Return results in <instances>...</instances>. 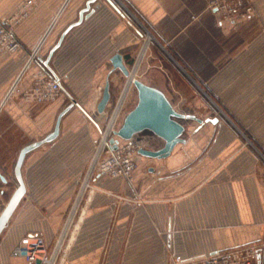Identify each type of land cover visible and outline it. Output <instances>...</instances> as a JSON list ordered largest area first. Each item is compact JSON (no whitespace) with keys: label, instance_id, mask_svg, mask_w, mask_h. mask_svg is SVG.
Returning a JSON list of instances; mask_svg holds the SVG:
<instances>
[{"label":"crops","instance_id":"obj_1","mask_svg":"<svg viewBox=\"0 0 264 264\" xmlns=\"http://www.w3.org/2000/svg\"><path fill=\"white\" fill-rule=\"evenodd\" d=\"M25 1L0 0V20L16 15ZM208 2L36 0L13 25L20 48L0 52V109L17 79L13 93L25 94L38 78H58L61 95L55 100L10 107L29 144L52 132L58 115L71 108L60 118L58 135L24 157L25 194L0 234V264H34L12 253L30 233L44 238L47 254L56 253L55 264H165L170 253L196 257L260 244L264 0H250V16L236 21L221 20ZM67 29L48 70L39 58ZM159 45L190 78L180 68L185 78L164 72ZM115 54L132 77L162 91L176 111L202 120H181L184 140L167 157L138 154L129 180L91 168L102 126L110 130L131 88L129 78L112 67ZM160 63L164 70L157 75ZM147 68L157 82L142 79ZM107 80L113 107L109 102L100 114ZM132 140L145 149L164 145L150 132Z\"/></svg>","mask_w":264,"mask_h":264},{"label":"built area","instance_id":"obj_2","mask_svg":"<svg viewBox=\"0 0 264 264\" xmlns=\"http://www.w3.org/2000/svg\"><path fill=\"white\" fill-rule=\"evenodd\" d=\"M35 1L26 0L16 15L0 20V52L12 53L20 48V42L15 35L13 25L28 16ZM208 8L219 15L221 20L230 21L247 18L252 12V7L245 5L243 0H209ZM48 32L49 29L33 49L26 67L34 60ZM16 83L10 91V95L14 91ZM29 94L27 99H34L36 102L53 101L61 94L60 83L52 77L38 78ZM109 131L107 130L102 136L103 140L105 136L104 143L102 145L100 143L91 168L96 169L100 175L129 180L136 168V156L140 145L131 139L119 141L116 148H113L110 143L105 147ZM12 253L24 257L28 263L55 264L56 253L47 254L44 238L39 233H30L20 238ZM165 264H264V233L258 246L218 250L196 257H184L181 254L170 253Z\"/></svg>","mask_w":264,"mask_h":264},{"label":"water","instance_id":"obj_3","mask_svg":"<svg viewBox=\"0 0 264 264\" xmlns=\"http://www.w3.org/2000/svg\"><path fill=\"white\" fill-rule=\"evenodd\" d=\"M87 6L80 12L79 21L82 18L83 12L87 10ZM67 31L68 29L62 33L58 42L49 51L45 59L39 58V61H41L46 69L50 70V67L48 65L49 60L54 50L60 45ZM110 61L114 69L120 70L124 76L129 78L128 85H133L136 89L137 102L135 106L124 116L123 121L118 129L111 130L114 137L109 139V143L113 145V148H116L119 141H128L138 133L149 131L155 137L163 140L164 145L161 148L154 150L140 147L137 151L138 154L151 159H162L167 157L171 153L173 148L177 144L182 143L184 140L182 135L185 129L183 124L181 123V120L193 119L196 120L199 124H202V120L197 119L193 115H186L176 111L162 91L132 77L130 71L123 65L122 56L120 54H115L110 59ZM177 66L187 75V73L182 69L180 65L177 64ZM54 79L58 80L56 76H54ZM109 100V81L107 80L102 92L101 99L97 105L98 113L102 114L104 112ZM70 108L71 106L67 107L58 115L55 127L52 132L46 135L43 139L29 143L20 149L14 165V176L17 182V186L8 203L0 213V234L4 230L10 216L25 194V187L21 176V166L26 153L31 151L32 149H35L43 143L52 141L58 135L60 118Z\"/></svg>","mask_w":264,"mask_h":264},{"label":"rangeland","instance_id":"obj_4","mask_svg":"<svg viewBox=\"0 0 264 264\" xmlns=\"http://www.w3.org/2000/svg\"><path fill=\"white\" fill-rule=\"evenodd\" d=\"M243 2L245 5H247L249 7L251 6L250 0H243ZM241 19H243V18H239L237 20H241ZM158 50L163 57V58H161V57L160 58H161V62L164 65V69H165L164 72H167L166 70H171V71H174L175 73L177 72L179 75H182L185 78V76L182 74L181 70L177 66V64L181 66L180 61L177 59V57L172 52H169L162 45H159ZM27 62L26 63L24 62V64L26 65ZM22 66H23V64H22ZM181 67H182V69H184L183 66H181ZM162 68L163 67L160 63L159 69H158L159 74H157V75L162 74V70H164ZM146 71L150 72V70L148 68L146 69ZM143 74H145V73H143ZM142 79H144L147 82H151V83L157 82L156 79L152 78L151 72L147 76L144 75V77H142ZM18 80L19 79H17L16 82H19ZM189 84H191V83L189 82ZM33 86L34 85H32V87ZM130 86H131V88L126 93V96L124 97V99L120 105L119 112L117 113L116 117L113 116L111 119V122H112L111 130H117L118 129V127L121 125V123L123 121L124 116L127 114L128 111H130L135 106V104L137 102L136 89L134 88L133 85H130ZM30 90L25 94H18V93L12 92L13 94H11L9 96L8 102H6L2 106V108L0 109V168H4V171L9 174V177H11V169L13 168V166L16 162L19 149L22 146H24L25 144H27V142L30 141V139L29 140H23L24 133H25L23 130V126H18L16 124H14V120H13V116H12L13 108L10 109V107L12 106L13 102H16L17 104H23V101L30 100V99H27L30 96V94H29ZM7 95H8V93L5 95V97ZM3 96H4V94L0 97V102L3 98ZM31 101H34V99L33 100L31 99ZM34 102H36V101H34ZM43 102H49V101H43ZM109 102L111 104L112 101L109 100ZM36 103H40V102H36ZM9 104H10V106H9ZM111 106L113 107V104H111ZM112 107H110L109 109H111ZM105 128H106L105 125L102 126V130L104 132L102 133V135L100 137L98 147L101 143L102 136L106 132ZM142 133H148V131H143ZM38 137H41V136H38ZM112 137H114V135L112 134V131H109V133L107 135L105 147H107L109 145V139ZM136 166H137V159H136ZM2 187H4V186H2ZM12 189H13V187H11L9 189L8 195L10 194ZM6 199H7V197L5 198V200ZM4 202H6V201H4ZM263 233H264V230H263Z\"/></svg>","mask_w":264,"mask_h":264},{"label":"flooded vegetation","instance_id":"obj_5","mask_svg":"<svg viewBox=\"0 0 264 264\" xmlns=\"http://www.w3.org/2000/svg\"><path fill=\"white\" fill-rule=\"evenodd\" d=\"M16 186L17 182L14 176V167L11 169V177H9V174L4 171V168H0V213L8 203L10 197L16 189ZM11 187H13V189L8 195V191ZM6 197L7 199L5 200Z\"/></svg>","mask_w":264,"mask_h":264},{"label":"bare ground","instance_id":"obj_6","mask_svg":"<svg viewBox=\"0 0 264 264\" xmlns=\"http://www.w3.org/2000/svg\"><path fill=\"white\" fill-rule=\"evenodd\" d=\"M132 80V79H131ZM12 87H14V86H12ZM12 87L10 88V90H9V92H8V95L5 97V100L3 101V104L6 102V100H7V98L10 96V91H11V89H12ZM127 89H128V87H127ZM127 89H126V91H125V94H126V92H127ZM112 125V124H111ZM111 128V127H110ZM109 128V129H110ZM104 140H105V136H104ZM104 140L102 139V142H101V145L104 143Z\"/></svg>","mask_w":264,"mask_h":264},{"label":"trees","instance_id":"obj_7","mask_svg":"<svg viewBox=\"0 0 264 264\" xmlns=\"http://www.w3.org/2000/svg\"><path fill=\"white\" fill-rule=\"evenodd\" d=\"M149 132V131H148ZM151 133V132H150Z\"/></svg>","mask_w":264,"mask_h":264}]
</instances>
